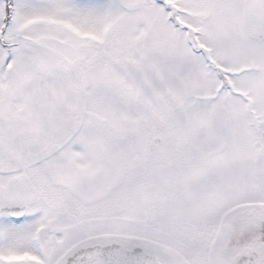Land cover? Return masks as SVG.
Instances as JSON below:
<instances>
[{
  "label": "snow or ice",
  "instance_id": "snow-or-ice-1",
  "mask_svg": "<svg viewBox=\"0 0 264 264\" xmlns=\"http://www.w3.org/2000/svg\"><path fill=\"white\" fill-rule=\"evenodd\" d=\"M0 264H264V0H0Z\"/></svg>",
  "mask_w": 264,
  "mask_h": 264
}]
</instances>
